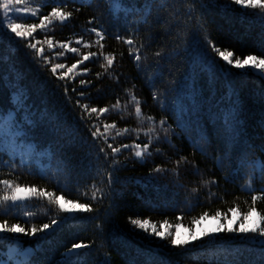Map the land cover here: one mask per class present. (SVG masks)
<instances>
[{
  "label": "trees",
  "instance_id": "trees-1",
  "mask_svg": "<svg viewBox=\"0 0 264 264\" xmlns=\"http://www.w3.org/2000/svg\"><path fill=\"white\" fill-rule=\"evenodd\" d=\"M23 2L39 17L57 6L55 0ZM76 2L61 5L62 11L72 13L69 21L63 25L54 21L46 30L55 45L52 50L43 43L40 29L34 38H23L40 41L37 47L45 48L52 63H65L56 75L50 71L51 63L45 65L39 55L29 54L35 50L17 43L21 38L0 32V114L9 115L20 128L19 135L43 151L47 160L45 171L39 172L0 150V179L12 181V187L0 184V223L7 218L9 226L20 224L30 231L53 216L63 218L58 226L35 236L0 233V256L13 262L7 249L16 245L23 254L13 264H264V239L253 233L221 231L176 247L134 228L129 219H148L146 227L154 223L166 231L170 225L191 226L193 218L204 212L230 215L228 209L234 208L243 218L252 207L251 195L264 196L260 191L264 174L245 163L264 161V76L248 67L226 65L205 42L209 37L242 58L264 57V7H245L234 0H122L121 8L110 14L108 0ZM39 17L13 22L39 23ZM92 17L95 20L89 24ZM91 27L107 30L103 52L114 54L113 66L106 70L98 56L80 66L90 69L86 75L77 69L65 80L58 79L81 57L66 53L52 59L55 52L64 51L57 41L71 40L70 46L80 47L75 41L83 37L93 46L81 47V53L101 51L94 43L97 37L88 31ZM117 34H131L136 46L142 45L138 64L129 55V46L115 38ZM157 51L162 55L157 57ZM81 79L91 83L81 85ZM132 96L140 102L142 118L136 117ZM117 99L118 109L113 108ZM84 104L110 111L97 120L98 114L84 113ZM148 116L155 124L145 119ZM112 122L117 128L105 133L108 143L133 145L116 155L115 165L111 149L103 139L94 141L89 131L95 130L94 124L103 131V125ZM117 131L121 135L116 136ZM149 136L152 155L140 160L134 155V143H146ZM181 157L187 162L177 166ZM157 166L165 171H153ZM109 172L111 184L106 179ZM17 185L29 187L31 196L23 203L7 202L6 207L2 197L10 196ZM96 189L104 195L92 201ZM41 192L54 193L53 199L64 194L75 204L70 207L74 211H61L60 200L50 202ZM80 203L90 204L93 211L79 210ZM255 207L264 215V199ZM72 242L90 246L66 255ZM26 247L33 251L26 253Z\"/></svg>",
  "mask_w": 264,
  "mask_h": 264
},
{
  "label": "snow or ice",
  "instance_id": "snow-or-ice-1",
  "mask_svg": "<svg viewBox=\"0 0 264 264\" xmlns=\"http://www.w3.org/2000/svg\"><path fill=\"white\" fill-rule=\"evenodd\" d=\"M72 3H77L76 0H71ZM163 2H167V0H163ZM195 2V0H193ZM44 3L47 4V0H44ZM55 3L57 6L52 7L50 14L43 15L42 17H39V14L37 12H32L29 8L27 7H22L21 5L23 4V0H0V9H2V14H0V32H3L5 34H12L14 33L15 36L12 37L15 39L16 37L21 38V40H18L17 43H24L25 46L28 49L35 50L32 53H29L30 55H39L41 58V61L47 65L51 63V68L50 71L53 75H56L58 73V70L64 69L66 67L65 63H52L51 60L47 55H44L45 53V48L43 46L37 47L38 43H41L40 41H36L35 43L31 41H26L23 38L26 37H33V34L36 32L37 29H40L42 32L45 34V39L43 43H46L48 46V50H52L55 45L53 44V40L51 37L47 36L46 30L49 28V26L53 25L54 21H59L61 25L65 24V22L69 21V19L72 16L71 12H64L61 9V5L63 7L67 6V0H55ZM81 5L85 4H91L92 0H85V2H78ZM234 3L237 5H243L245 7H252V8H258V7H264V3H257L256 0H234ZM122 6V0H108V7H109V12L111 14V10L114 9H120ZM79 11V9H76ZM30 13V15H29ZM253 15H258V13H253ZM39 17V23H17L13 21H19V20H30V19H35ZM261 19L264 20V15L261 16ZM95 20V17H92L89 19L88 23L92 24L93 21ZM23 29V30H21ZM90 33H94L97 39L95 40V45H98L101 51L99 53L93 52V51H88L86 53H81V47L83 48H91L93 45L90 42H84L83 37H80L79 39H76L75 43L79 45L80 47H72L70 46L72 44L71 40L61 42L57 41V44L59 45L60 49H63L64 51H58L55 52V55L53 56L52 59H58L60 57H64L66 53H73L79 55L81 58L76 60L75 63L71 64L70 67H67V71L61 72L58 75V79L60 80H65L66 77H68L69 73H73L74 70L79 69L78 74L80 75H86L90 69L87 67L80 68L81 65H84L86 61L91 60L92 58H96L98 56H102L104 60V64L101 66L104 67L106 70L107 68H111L115 62V56L114 54H105L103 52L104 49V44L102 41L105 39V35L107 30L104 29L103 27H91L88 29ZM34 38V37H33ZM115 38L118 41H123L126 45L129 46V55L134 59L137 64L141 60V47H137L135 44V40L131 34L127 36L119 35L117 34ZM205 42L206 44L211 48V51L215 53L216 56L220 57L226 62V65L229 66H234L237 69H245L246 66H251L250 70L255 73V70L260 69L264 70V57L256 56V55H248L247 57H240L234 53V51L229 50V49H222L219 46H217L209 37H205ZM157 57L161 56L162 53L160 51H157L155 53ZM0 60H2V57H0ZM260 75L264 76V71H261L259 73ZM97 78L100 77V73H97ZM75 78V77H73ZM81 85H88L91 83V81L83 80L81 79L80 81ZM67 85L65 86V93H67ZM75 91V89H73ZM79 95L83 97L85 95L84 92H80ZM131 100L136 102L135 106V114L137 118H142V110L140 106V102L136 99L135 96L130 97ZM79 103V101H77ZM120 106V100L117 99L116 104L113 105V108L118 109ZM83 111L85 114H87L89 117H91L92 114H98L97 115V120H99L100 116H103L104 114L108 113L110 109L108 107H102V108H96V107H91L87 104L82 105ZM81 119H84V115L81 116ZM150 123L155 124V121L151 116L146 117ZM160 125L163 126L165 123L163 120H161ZM7 124H11L12 127L9 130L11 134V140L10 142L12 143V146H16L15 141L19 140L20 137L16 131V125L14 121L8 120V118L4 114H0V145L4 144V136L5 132L4 129L7 126ZM26 127H30V125H26ZM93 128L95 130H92V128L89 129L91 132V136L93 137L94 141H99L100 139H103L104 143L107 144V148L111 149V155L113 157V165L117 164L118 161L115 160V157L117 154H119L122 149H128L130 147H133V145H128V144H122L119 146H113L112 143H108L109 137L105 135V133L108 132L109 129H116L117 125L115 122H112L111 124L105 123L103 125V131H101V127L98 125H93ZM155 129H149V131H154ZM125 132L128 131V129H124ZM166 131V130H165ZM148 133L146 132L145 135ZM121 135L120 131L116 132V136ZM114 140L115 137H112ZM159 137H157V140ZM153 140L152 137L149 136L148 142L140 144V143H134V148L135 152L134 155L136 158L143 160L145 156H151L152 152L149 151V146L152 144ZM101 153L104 154L105 157L109 155V153L106 151L105 148L101 147L99 149ZM157 152L160 150L157 149ZM182 162H187L186 157H181L180 160L176 161L177 166H179ZM245 163H249L250 166L255 170L259 169L262 174H264V161L254 159L252 161H248L247 159L245 160ZM153 171L156 172H162L165 171V169L161 168L160 166H157ZM107 181L109 184L112 183V173L109 172L106 177ZM0 184L12 187V181L9 179H0ZM36 190L33 189V192ZM261 193H264V188L260 189ZM19 192V185H17L16 190L13 192L12 195H4L2 197L3 201L5 202L6 207H8L7 202L11 201L13 203L17 201H23L27 198L22 197L18 195L17 193ZM97 192H100V195L97 196ZM41 195L47 194V196L50 198V202H54L59 204V199L65 198L64 194H61L59 199H53L54 193L48 192H41ZM86 195V194H85ZM103 192L100 189H96V191H93L91 200L92 201H97L101 200L103 198ZM264 199V196H258V195H251V205L252 207L250 208V211L243 213V220L248 221L253 215L257 216L258 219L253 222L252 225L246 226L245 223L242 221L240 223V226L238 228L235 227H226L225 225H220L217 228L211 229L210 231L205 230L202 233L203 237H209L213 235L214 233H219L221 231L224 232H232V233H253L256 238L258 239H264V215H262L257 208L255 207L256 203L258 200ZM70 203L72 201H69ZM61 211L63 212H69L71 213L74 210L70 209H65L63 205H59ZM79 210L84 211V212H91L93 211L92 207L88 203H80L79 204ZM237 211V209L234 208H229L228 212H233ZM4 216L7 215V212L2 213ZM29 215H32L31 213ZM223 215L224 219L228 218L227 213H222L220 210H217L215 215L212 217L213 219H219ZM208 216L207 212H204L199 219L193 218V223L198 224L199 220L204 219L205 217ZM130 223L134 228H139L144 232H147L149 235H154L156 237H159L160 239L163 240H168L172 246L176 247H183L188 244H190L192 241L199 240L202 238V236H198L195 233H192L191 230L189 229V238L188 239H182L179 235L178 232H174L170 230L172 227H179L180 225L177 224L175 226H169V230L166 231H161L159 230L158 226L154 223L151 224V228L149 229L146 227L147 225L150 224V221L148 219H140V218H129ZM178 219H180L178 217ZM63 218L60 220L57 219V217L53 216L49 223H44L41 227H37L33 225L28 231L25 227H22L20 224H13L12 226H9L8 219L5 218L3 220V223H0V233H23L25 235H33L35 236L39 232H44L45 230H48L50 226H58L60 222H62ZM163 223L167 224V221L165 220ZM232 223H235V221H232ZM90 245L85 244L83 242L81 243H76L72 242L71 243V248L68 249V252L66 255H71L73 251H78L80 249L88 248Z\"/></svg>",
  "mask_w": 264,
  "mask_h": 264
},
{
  "label": "rangeland",
  "instance_id": "rangeland-1",
  "mask_svg": "<svg viewBox=\"0 0 264 264\" xmlns=\"http://www.w3.org/2000/svg\"><path fill=\"white\" fill-rule=\"evenodd\" d=\"M22 7H27L29 8L32 12H35L34 10L29 7L28 3L23 2L21 5ZM30 14V13H29ZM250 68L251 66H246ZM256 72H261L264 70L257 69L255 70ZM8 120L13 121L12 118L9 117V115H6ZM16 125V124H15ZM12 125L7 124V126L4 129L5 136H4V144L0 145V150L5 153L10 160H17L19 164H32L34 165L39 172H44L45 168L47 166V160H45V153L41 150L34 149L32 144L27 140L24 139L22 136H20V128L16 126V131L20 137L19 140L15 141L16 146H12V143L10 142L11 140V134L9 130L11 129ZM16 190V188L12 191L10 195L13 194V192ZM18 195L29 198L31 196L30 188L27 186H19V192L17 193ZM26 200V199H25ZM23 201H17L15 203L9 201L8 203L11 204H16V203H23ZM60 204L63 205V207H66L67 209H71L70 207L72 205L75 206V204L70 203L68 200L59 199ZM79 205H77L78 207ZM6 209V207H4ZM72 213V212H71ZM213 216H207L202 220H199L198 224H193L191 226H184L180 225L178 228L175 227L174 232H178L180 237L182 239H188L189 238V229L191 230L192 233H195L198 236H202V233L205 230L210 231L211 229L217 228L220 225H225L226 227H235L237 228L240 226V223L243 221L246 226H250L255 222L258 217L253 215L248 221H244L243 218L239 215L238 212L233 211L228 215L227 219H224L220 217L219 219H213ZM232 221H235V223H232ZM8 254L12 257L13 262L9 261V258L6 257H1L0 256V264H13L17 263L20 258L18 254H23V251L18 248L16 245H9L7 249Z\"/></svg>",
  "mask_w": 264,
  "mask_h": 264
},
{
  "label": "water",
  "instance_id": "water-1",
  "mask_svg": "<svg viewBox=\"0 0 264 264\" xmlns=\"http://www.w3.org/2000/svg\"><path fill=\"white\" fill-rule=\"evenodd\" d=\"M25 251H26V253H31V252L33 251V248H31V247H26V248H25Z\"/></svg>",
  "mask_w": 264,
  "mask_h": 264
}]
</instances>
